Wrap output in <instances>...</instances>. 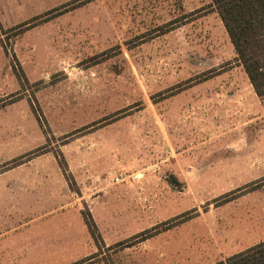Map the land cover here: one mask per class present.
Segmentation results:
<instances>
[{"label": "rangeland", "instance_id": "374dc122", "mask_svg": "<svg viewBox=\"0 0 264 264\" xmlns=\"http://www.w3.org/2000/svg\"><path fill=\"white\" fill-rule=\"evenodd\" d=\"M262 242L264 96L211 0H0V264Z\"/></svg>", "mask_w": 264, "mask_h": 264}, {"label": "trees", "instance_id": "16d2710c", "mask_svg": "<svg viewBox=\"0 0 264 264\" xmlns=\"http://www.w3.org/2000/svg\"><path fill=\"white\" fill-rule=\"evenodd\" d=\"M211 2L255 93L264 96V0ZM85 223L94 237L93 222L85 219ZM214 264H264V242Z\"/></svg>", "mask_w": 264, "mask_h": 264}, {"label": "built area", "instance_id": "2783aa9c", "mask_svg": "<svg viewBox=\"0 0 264 264\" xmlns=\"http://www.w3.org/2000/svg\"><path fill=\"white\" fill-rule=\"evenodd\" d=\"M119 179H116V181H118Z\"/></svg>", "mask_w": 264, "mask_h": 264}]
</instances>
